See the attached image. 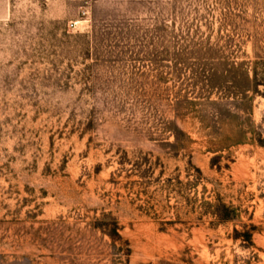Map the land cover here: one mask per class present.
<instances>
[{
    "label": "rangeland",
    "instance_id": "rangeland-1",
    "mask_svg": "<svg viewBox=\"0 0 264 264\" xmlns=\"http://www.w3.org/2000/svg\"><path fill=\"white\" fill-rule=\"evenodd\" d=\"M0 264H264V0H11Z\"/></svg>",
    "mask_w": 264,
    "mask_h": 264
},
{
    "label": "crops",
    "instance_id": "crops-1",
    "mask_svg": "<svg viewBox=\"0 0 264 264\" xmlns=\"http://www.w3.org/2000/svg\"><path fill=\"white\" fill-rule=\"evenodd\" d=\"M11 0H0V20H3L9 11Z\"/></svg>",
    "mask_w": 264,
    "mask_h": 264
},
{
    "label": "built area",
    "instance_id": "built-area-1",
    "mask_svg": "<svg viewBox=\"0 0 264 264\" xmlns=\"http://www.w3.org/2000/svg\"><path fill=\"white\" fill-rule=\"evenodd\" d=\"M83 15H84V12L81 13V16H83Z\"/></svg>",
    "mask_w": 264,
    "mask_h": 264
}]
</instances>
